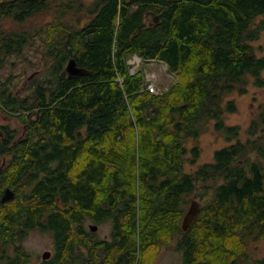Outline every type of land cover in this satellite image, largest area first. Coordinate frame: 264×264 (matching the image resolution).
<instances>
[{
    "label": "trees",
    "instance_id": "obj_1",
    "mask_svg": "<svg viewBox=\"0 0 264 264\" xmlns=\"http://www.w3.org/2000/svg\"><path fill=\"white\" fill-rule=\"evenodd\" d=\"M0 2L20 25L53 10L19 33L0 25V71L12 55L30 60L26 47L47 57L25 96L11 73L0 78V101L17 99L26 127L0 142L11 148L0 149V195L14 192L0 201V249L30 258L21 242L37 229L53 240L39 264H154L163 246L179 264H264L248 253L264 239V105L245 140L224 120L230 94L264 85V0ZM84 9L86 19L73 17ZM132 54L164 62L175 79L151 92ZM70 57L92 74L69 77ZM210 123L227 143L189 169L201 152L190 142ZM191 198L201 209L183 230ZM88 223L108 224V237Z\"/></svg>",
    "mask_w": 264,
    "mask_h": 264
},
{
    "label": "rangeland",
    "instance_id": "obj_2",
    "mask_svg": "<svg viewBox=\"0 0 264 264\" xmlns=\"http://www.w3.org/2000/svg\"><path fill=\"white\" fill-rule=\"evenodd\" d=\"M93 1L94 0H82L85 6L89 5ZM74 15V18L81 16H83L85 19L87 18L85 9L81 11V14L76 16ZM52 17L53 10H49L26 20L21 25L7 21L5 22L3 28L5 30L17 31L19 33L25 29L28 30L29 24L45 23L51 20ZM84 18L81 19V24L84 22ZM258 43H260L264 48V33L261 35ZM24 55L30 60L23 59L21 55H12L9 61H13V65L8 61L6 66L0 71L1 79L10 73L13 75L12 85L10 86L15 93L16 98L17 95L25 96L28 94V92L31 90V86L33 85V80L36 78V76H43L46 67V65H44V60L47 57H45L39 51L35 52L32 46L28 48L26 47ZM128 63L131 64L130 70L132 71H136L138 68L142 69L146 82L154 84V86H156L159 90L166 89L167 86L175 79L173 74L168 71L167 65L164 62L156 60L145 61L136 58L135 54H132V56L128 59ZM25 80H28L27 83H25ZM247 89L248 90L245 93H239L238 91H235L228 96V98L234 100L236 108L234 112L224 113V120L226 124H236L240 126L239 137L243 140L247 138V126L251 120L258 115L260 108L264 105V85L256 87L252 84H249ZM16 100L17 99H15L13 102L12 97H9V102L7 104L0 101V126L8 125L12 128H17V134L22 135L24 132L22 134L20 133L23 130V123L17 117L21 111L17 110ZM13 135L16 134L13 133ZM226 143L227 142L225 141L224 135L221 132L216 131L213 128L212 123H210L196 141L190 142V145L197 144L200 147L201 152L196 164L193 166L187 165V168L195 169L198 164L211 161L214 150L222 147ZM97 230L99 232V237H105L109 232V225H101ZM21 243L23 248L31 254V259L34 264H39L41 262L40 254L44 250L51 251L53 247V240L51 236L47 232H42L37 229L29 231L27 236L22 239ZM248 253L251 257H259L264 254V239L257 241L256 243L251 242L248 248ZM180 261L181 255L174 246H163L159 251L154 264H179Z\"/></svg>",
    "mask_w": 264,
    "mask_h": 264
},
{
    "label": "water",
    "instance_id": "obj_3",
    "mask_svg": "<svg viewBox=\"0 0 264 264\" xmlns=\"http://www.w3.org/2000/svg\"><path fill=\"white\" fill-rule=\"evenodd\" d=\"M145 17L148 19L150 25L157 24L159 22V15H157L153 11H147L145 13ZM65 71L69 77H78V76H84V75L92 74V71L86 69L85 67L79 66L74 57H70L67 60V62L65 64ZM3 164H4V160L0 166V169L2 168ZM13 195H14L13 190L8 188L4 191V194L1 198V201L3 202L7 199H10L13 197ZM200 209H201L200 202L197 199H194V198L191 199L189 208H188L187 212L185 213V215L182 219V222H181V226H182L183 230H186L190 227L192 222L197 217ZM89 228L92 231H96L98 226H97V224L90 223ZM51 254H52V252L50 250H44L41 253V258L42 259H48L51 256ZM67 264H72V263H67Z\"/></svg>",
    "mask_w": 264,
    "mask_h": 264
},
{
    "label": "flooded vegetation",
    "instance_id": "obj_4",
    "mask_svg": "<svg viewBox=\"0 0 264 264\" xmlns=\"http://www.w3.org/2000/svg\"><path fill=\"white\" fill-rule=\"evenodd\" d=\"M15 14H16V12L12 11V9L6 11V10H2V8L0 7V25L4 26L5 22H7V21L18 24V22L14 19ZM30 18H32V17H28L27 20ZM79 77L80 76L75 77V78H79ZM27 81L28 80H25V83H27ZM0 93L6 94L8 92L6 90L0 88ZM7 99L8 98H4L5 102ZM25 130H26V127L23 125V130L21 131L20 134H22ZM6 131H9L10 134H13V133L17 134V132H18L17 128L15 129V128H12L8 125H1L0 126V142H1V139L4 137V135L6 134ZM0 149H11V148H9L8 146L2 145V146H0ZM2 159H3V157H2ZM6 189H8V188L7 187L3 188L2 193L0 195L1 198H2V195L4 193V190H6ZM1 198H0V201H1ZM5 201H8V200H5ZM5 201H3V202L1 201V202L4 203ZM0 212L5 214L7 212V210L3 209V211H1V209H0ZM88 226H89V224H88ZM14 236L16 237L17 235L15 234ZM105 237H108V234H106ZM13 247L14 246H9L4 250L0 249V264H34L31 257L30 258H25V257L18 258L16 256V249L14 251ZM51 252H52V250H51ZM40 257H41V254H40ZM41 260H44V259L41 258Z\"/></svg>",
    "mask_w": 264,
    "mask_h": 264
},
{
    "label": "built area",
    "instance_id": "obj_5",
    "mask_svg": "<svg viewBox=\"0 0 264 264\" xmlns=\"http://www.w3.org/2000/svg\"><path fill=\"white\" fill-rule=\"evenodd\" d=\"M135 57L140 59L136 54H135ZM132 71V70H131ZM134 72V71H132ZM147 88L151 91V92H154V93H159L161 92L162 90H159L156 86H154V84H151V83H147Z\"/></svg>",
    "mask_w": 264,
    "mask_h": 264
}]
</instances>
